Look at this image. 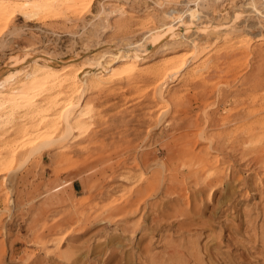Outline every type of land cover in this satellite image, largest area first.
Wrapping results in <instances>:
<instances>
[{"label": "rangeland", "instance_id": "rangeland-1", "mask_svg": "<svg viewBox=\"0 0 264 264\" xmlns=\"http://www.w3.org/2000/svg\"><path fill=\"white\" fill-rule=\"evenodd\" d=\"M56 11L60 13L56 20L35 22L18 17L1 29L0 71L26 67L37 58L42 62L77 67L97 52L113 51V45L144 39L147 34L138 32L143 26L157 33L164 30L166 26L163 25L167 23L174 26V31L164 41L167 45L152 50L148 60L141 62L142 67L166 55L186 56L189 44L175 42L177 38L192 34L190 38H193L199 33L204 37L214 36L219 26L225 25L235 27L237 32L230 35L234 40L246 36L250 38L248 46L260 45V49L254 50L257 54L253 52L239 59L230 71L216 74L214 90L195 86L186 77L173 82L166 94L168 100L152 98L153 93L147 90L149 80L119 98L110 95L107 100L96 97V86L86 89L95 112L102 113L100 120L95 116L97 121L93 122L91 140L82 142L81 147L75 143L69 146L67 142L65 151L45 150L41 158H17L13 171L5 178L0 175V227L3 226L0 228V253L4 252V264H123L128 253H135L130 264H264V155L257 156L240 137L249 125L240 117L245 118L248 111L257 108L251 105L250 98L257 92L250 97L246 93H250L255 76L261 77L264 73V0H94L89 9L75 16H70L64 5ZM244 21L248 23L243 24ZM189 24L195 25L196 30L193 27L178 34ZM205 25L207 28L202 30ZM225 45L223 39L217 40L201 56L206 53L214 60L225 57ZM201 65L200 72L205 74L206 68ZM104 84L105 93H112L113 89L122 91L112 83ZM238 88L244 93L236 91ZM218 92L227 94L226 99L222 94L218 96ZM163 101L171 104L167 112L158 115ZM204 110L216 111L218 119H230L237 114L239 119L236 117L223 125L217 122L218 125L204 126ZM182 117L184 120L180 121ZM232 127L237 128L236 137L226 148L204 150L207 140L198 134L200 129L204 130L205 137L210 135L216 141L225 142ZM188 147L202 150L200 154L212 160L216 155L213 161L207 160L212 167L225 173L227 183L218 186L211 195L210 187L201 181L194 185V179L189 177L181 183L171 179L173 174L170 173L179 171L182 166L181 152ZM127 170L132 171L131 178L125 180L121 174L129 173ZM140 174L142 179L138 180ZM143 178L155 180L159 188L147 198H138L141 204L147 205L148 211L143 213L142 209L132 217H121L109 207L110 200L123 204L132 185L146 184ZM196 186L202 187V192ZM165 187H170L173 194L163 193ZM195 205L199 207L193 208ZM157 216L165 217L162 222L166 223L162 229L155 230L157 224L148 221ZM68 218L70 223H65ZM124 221L130 222H127L130 229L125 230ZM191 221L194 226L200 225L194 227ZM71 227L74 231L57 245L66 229L70 231ZM144 230L149 237L142 235ZM87 245L94 250L87 253ZM172 248L181 253L169 260L163 255ZM47 250L54 252L49 255ZM68 250L74 252L70 257L72 262L63 256ZM55 252L62 256L57 257Z\"/></svg>", "mask_w": 264, "mask_h": 264}, {"label": "bare ground", "instance_id": "bare-ground-1", "mask_svg": "<svg viewBox=\"0 0 264 264\" xmlns=\"http://www.w3.org/2000/svg\"><path fill=\"white\" fill-rule=\"evenodd\" d=\"M93 1L94 0H88V1H86V0H0V31L2 28L9 26V24L14 19H17L18 17H23L22 19H25L27 21L34 20L35 22H40V21H43L44 19L56 20V19L60 18L59 17L60 13L56 11V8H58L61 5L62 6L64 5L65 7H67V10L71 13L70 16H72V15L75 16L78 13L79 14L82 13L87 8L89 9L91 7V4L93 3ZM60 9L61 10H59V11L64 13V11H62L63 9L62 8H60ZM197 10H198V8H196V11ZM236 13H237V11H236ZM103 14H105V13H103ZM237 14H239V12ZM100 15H102V13ZM236 16L234 18H236ZM100 17H102V16H100ZM199 17H201V16H199ZM216 17H218V16H216ZM201 18L199 20H201ZM231 18H232V16H231ZM227 19H228V17H227ZM212 20H214V19H212ZM216 23H217V21H216ZM246 23H248V22H246ZM246 23L244 21L243 24H246ZM167 24L163 25V26H166V28L164 30H162L161 32H157V33L156 32L154 33L153 29H150L149 26H145V27L143 26L140 28L141 30L138 32L141 34H145V33L147 34V37H145L144 39L141 38V39H138L137 41L126 42L124 44H119L118 46L113 45L112 46L113 51H111V52L107 51L109 53L104 52V51H103V53L97 52V53H95L97 55H94V56L86 59V61L82 62L77 67H74L68 63L57 65L56 63L52 64L49 61L42 62L38 58L37 59L33 58L34 60L32 62H28L26 64V67L17 66V67H14V69H9V70L7 69L8 71H6V72L0 71V175H5L4 178L7 177L8 173L13 171V168H15L14 165H15V161L17 158H19V159L23 158L24 160H30L31 158H35V157L41 158L43 156V151H45V150H48V151L49 150H56L58 152L65 151L64 149L66 147H68V145H66L67 142L69 143V146L71 143H75V145H78L81 147L82 142L90 141L91 140L90 136L92 135L91 131H92V127H93V122L97 121V119L100 120L102 117V113L95 112V109L93 108V104H92V98L87 97V95L85 93V90L88 88L96 86L97 87L96 97H98V98L103 97V99L107 100L110 95H112V98H116V97L119 98V97L123 96V94H125L128 90H130L132 88H136L139 85L144 84L149 80V83L147 84V90H148V92L151 91L153 93V95H151L152 98L154 99V98L158 97V98H161L164 100H168V99H165L166 94H167L169 88L173 85V82L174 81H180L182 78L186 77L187 79H189L190 82H194L195 86H201V88H204V89H208L211 87V89L214 90L215 89L214 85L216 83V81H214V76H216V74H219V73L223 74V73L230 71V69H232V66L234 64L236 65V63H238L239 59H241L244 56H249L250 54H252L254 52L255 49L256 50L260 49V45L255 46L253 48L248 46L247 43H249L248 40L250 38L248 39V37H246V36H243L240 38L238 37L239 39L234 40L232 37H230V35L233 32H235V27L233 25L232 26L225 25V27L219 26V28L216 30V33L214 36L211 35L210 33H208L210 35H207L204 37V36H200L201 33H199V35H195V37H193V38H190L193 34L190 37H185V38H177L176 37L177 39L175 40V42H178L181 44L182 43L189 44L188 45L189 46V52L186 54V56H182L181 58H177L178 55H174V54L173 55H166L164 57H161L158 61L153 62L146 67H142L141 62L148 60L149 53L152 50H155V48H157L158 46L162 47V45L164 46V44L167 45V43H164V41H165V39L168 38V34L170 32L174 31V28H173L174 26H170L171 24H169V25H167ZM197 24H198V22H197ZM232 24H234V23H232ZM249 25H251V23H249ZM193 27L195 28V25L189 24L184 29H180L178 31L179 32L178 34L183 33L185 31H188ZM245 27H247V26H245ZM206 28H207V25L202 26V30L206 29ZM214 28H215V26H214ZM252 29L254 30L255 28H252ZM194 30H196V28ZM199 30L201 31V29H199ZM246 30H247V28H246ZM249 30H251V29H248V31ZM204 32H205V30H204ZM210 32H212V31H210ZM260 35H258V36H260ZM220 39L221 40L223 39L224 43L226 44L225 45V50H226L225 51L226 52L225 57H219L216 60H214L213 56H210L209 54H206V53H205L206 55L203 54L201 56V54L208 47H210L212 44H214V42L216 43V41L220 40ZM256 42H258V41H256ZM259 43L261 44V42H259ZM110 48H108V49H110ZM105 54H107V55H105ZM254 54H257V53L254 52ZM200 56L203 58L201 59ZM199 59H201L199 61L200 63L199 62L197 63V61ZM119 61H121V63L117 64V62H119ZM201 63H202V65H201ZM200 65H201V67L203 66L204 69L206 68L205 74L200 72V68H199ZM108 71H110V73ZM105 72H108L109 74L103 75V74H105ZM184 81L185 80H183V82ZM102 83H105V84L106 83H112V84L116 85V89H122V91L115 92L113 89L112 93L111 92L105 93L106 87L102 86ZM250 86H251L249 89L250 93H246V96L250 97L252 94L257 92L256 95L254 94L252 97H250L251 102H252L251 105H255V106H257V108L248 111L247 114L244 115L245 118H243V116H241L243 119L240 117L241 120H245V122H248V124H249L247 129L241 134L240 137L242 138L241 142L244 145L250 146L252 152H254L257 156L260 157L261 155H264V73L261 77L255 76V79L250 84ZM261 89H263V90L259 91ZM142 90H144V89H142ZM236 91L242 93L244 90H239V88H238V89H236ZM222 92H218V96L220 95V97H221ZM222 95L225 96L224 99H226L227 94L226 95L222 94ZM148 98H151V97H148ZM149 101H152V100L149 99ZM176 102H174V103H176ZM170 104L171 103L164 102V106L160 107V109L158 110V115H161V114H164L165 112H167ZM157 108H154V109H157ZM178 113H180L179 109H178ZM204 114H205L204 126H208V125L210 126L211 124L212 125H214V124L218 125L219 123L223 125V123H225L226 121H230L231 119L235 120L236 117L239 116V114H237L230 119H225V118H219L218 119L216 117V111H212V113H208L207 111L204 110ZM150 115H151V113H149L148 116H150ZM95 116H97V119L95 118ZM237 119H239V118L237 117ZM183 120H184V117L180 118V121H183ZM217 122H219V123L216 124ZM236 130H237V128L232 127L228 131L227 141H225V142L219 141V140L216 141V140L210 138L209 137L210 135L208 136L209 138L205 137L203 134V133H205L203 129H200V131H198V134L201 137L206 138V140H207L206 146L208 148L206 147L207 149L205 148L204 150L207 151L209 148L212 149L215 147H219L221 149L226 148V144L236 137V135H235ZM196 142H197V139H196ZM201 151L202 150L196 151V149L190 148V147L186 148L183 152H181V155L179 157V159L182 162V166H181L180 170L177 171L175 169L176 172L170 173V174H173L171 176V175H169V172H170L169 171L170 169H169L168 170L169 172L167 173V175L171 176L172 181H174L176 183L177 182L181 183L183 180H186L188 177H189V179L190 178L194 179V181H195L194 185L199 184L201 181L202 183H204L210 187L209 194L211 195L217 189L218 186L226 184L227 180H225V178H226L225 173L219 168L216 169V168L212 167L211 163H209V162H211L209 160H212V159L205 157L203 152H202L203 154H200ZM208 154H210V153H208ZM209 156H211V155H209ZM215 156L216 155H214V158H215ZM207 158L209 160H207ZM214 158H213V160H214ZM128 162H131V161H128ZM217 162H219V161H217ZM24 163L25 162H23V164ZM213 163H215V162H213ZM249 164L250 163L248 162L246 165L249 166ZM145 168H147V167H145ZM124 170H126V169H124ZM166 170H167V167H166ZM127 172H129V171L127 170ZM131 172L125 173V171H124L123 173H125V174H121V175H123L124 177L123 176L122 177L126 180L127 178H131V174H130ZM161 173H163L162 168H161ZM164 175H166V174L164 173ZM133 176H134V174H133ZM137 176L135 175V177H137ZM161 176H162V174H161ZM182 176H183V179H180V177H182ZM162 177H164V176H162ZM185 177H187V178L185 179ZM137 179L138 180L142 179V174H140L137 177ZM161 179L163 180V178H161ZM189 179H188V181H189ZM143 180L146 181V184L144 186H142V184H138V185L136 184V185H132V187L129 190H127L128 195L123 200V202H122L123 204H121V203L117 204L116 202L113 203L114 200L111 199L109 202V207H111L112 210L116 211V213L118 215H121V217H129V216L132 217L135 213H137L138 211L140 212L142 209H143L142 210L143 213L146 210L148 211V209L146 208L147 205L141 204V202H140L141 199H138V198L143 197V196H146V198H147V197L151 196L154 193V191L157 189V187H156L157 183L155 180H148V178H143ZM128 181H130V180H128ZM132 184H133V182H132ZM189 185H191V183H189ZM166 186H168V185H166ZM196 187L198 188L199 192L202 190V187L201 188H199L198 186H196ZM226 187H228V186H226ZM165 188L166 189H163V190H165V191H163V193L166 192L167 195L168 194L170 195V193L173 194L172 193L173 191L171 192L172 189L170 187H165ZM177 191L179 192V190H177ZM246 192H247V190H246ZM175 193H176V191H175ZM194 194H196L195 191H194ZM244 194H246V193H244ZM207 195H208V193H207ZM146 203H148V202L146 201ZM165 204L166 203H164V205ZM188 204H189V202H188ZM142 205H143V208H141ZM167 205H169V204H167ZM174 205H175V203H174ZM159 207H160V205H159ZM159 207H157L158 212L160 211ZM169 207L171 208L172 206L170 205ZM195 207H199V206L195 205L193 208H195ZM157 208H156V210H157ZM166 208H168V207H166ZM152 209L153 208L151 207V210ZM164 209L165 208H163V210ZM172 209H174V208L172 207ZM197 209L198 208H196V210ZM154 210H155V208H154ZM165 210H164V212L166 214ZM164 212H163V214H164ZM170 212L171 211H169V213ZM155 213L156 212H154V214ZM193 213H196V212H193ZM193 213L191 214L192 216H193ZM163 214H161V216ZM161 216L152 217V221L150 219L148 221L149 223L157 224V226L154 225V227H156L155 230L158 228L162 229V227L165 226L166 222L164 223L162 221L163 220L165 221L166 218L161 217ZM169 216L170 215L167 214L168 218H169ZM174 216H172V217H174ZM143 217H145V216H143ZM178 218L179 217H177V219ZM188 218H191V217H188ZM194 218H193V220H194ZM211 218H212V216H211ZM172 219L170 218V220H172ZM195 220H194V222H195ZM64 221H65V223H70L71 220H70V218H68ZM173 221H174V219H173ZM1 222L2 221L0 219V224H1ZM124 222H126V221H124ZM127 222H129V221H127ZM127 222L124 224L125 230H126V228L130 229V227H131L130 224H128ZM194 222L191 221L189 223L190 224L192 223V225H193ZM182 223H184V222H182ZM186 223H188L187 220H186ZM170 224H169V226H170ZM190 224H188V225H190ZM84 225H85V223H84ZM90 225H92V224L90 223ZM188 225H185V226H188ZM199 225L195 224V226L194 225L193 226L196 227ZM1 227H3V226H1ZM184 228H186V227H184ZM44 229H46V228H44ZM73 231H74V229L72 227H71L70 231H68L66 229V232L64 233L63 236L61 235L62 236L61 239L59 238L60 240L56 244L58 245L62 241L63 242L66 241V239L68 238L67 236L70 235L71 232H73ZM80 231H82V230H80ZM151 231H153V230H151ZM148 234L149 233L146 230H144V232L142 233V235H148ZM154 234H155V232H154ZM148 237H149V235H148ZM62 238H64V239L62 240ZM53 244H55V243H53ZM53 244H52V246H53ZM56 244H55V246H56ZM88 245H87V253H89V251L94 250V247H91V250H90V247H88ZM146 245H148V244H146ZM108 246H109V243H108ZM147 247L149 248V246H146V248ZM105 248H106V246H105ZM138 248L140 249V246ZM146 248H144V249H146ZM56 249L57 248H54V250H56ZM119 249H120V247H119ZM120 251L123 253L125 252L122 249ZM139 251L142 252L143 250H139ZM183 251H185V250H183ZM38 252H40V250ZM46 252H49V255L50 254L52 255V253L54 251L47 250ZM179 252H180V250L172 248L166 252V256L165 255H163V256L170 260V259H174L175 256L177 257L178 255H180L181 252L180 253ZM55 253H56L55 255L57 257L62 256V254H57V252H55ZM32 254H34V253H32ZM73 254H74V252H72L70 250L63 252L64 258H67V259H70V257L73 256ZM133 254H135V253H128L125 256L126 258H125V261L123 264H130L131 263L130 259H131ZM139 254H141V253H139ZM3 255H4V252H3V254L0 253V264H4V256ZM26 255H27V253H26ZM28 255H27V257L31 258ZM129 255H130V257H129ZM79 256L80 255H78V257ZM111 256H112V253H111ZM109 258H111V257H109ZM133 258H135V257H133ZM71 260H73V258L70 259V261ZM70 264H72V263H70Z\"/></svg>", "mask_w": 264, "mask_h": 264}]
</instances>
